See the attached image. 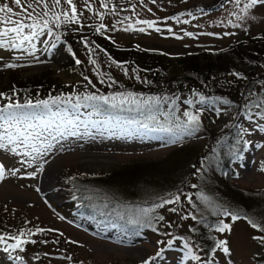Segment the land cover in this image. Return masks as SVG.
<instances>
[{"label":"rangeland","instance_id":"rangeland-1","mask_svg":"<svg viewBox=\"0 0 264 264\" xmlns=\"http://www.w3.org/2000/svg\"><path fill=\"white\" fill-rule=\"evenodd\" d=\"M5 2L8 0H0V4ZM74 3L78 10L84 9L83 0H74ZM113 3L118 9H125V11H119L118 15L106 14L102 21L85 12L82 17L83 23H103L112 29L116 21L125 16L130 17L125 24L134 23L137 19L155 21V27L152 29H148L147 25H135L136 28L144 27L146 29L144 33L124 31V25L116 24V29L119 30L113 29L103 32L102 35L107 40L110 36L109 41L114 44H133L139 49H151L164 54L172 64L170 65L172 75L179 70L176 64L188 55L199 52H220L228 44L264 32V4L254 6L245 19L237 20L233 13L241 16L243 13L228 0H156V3L143 0V5L141 0H113ZM94 9L104 11L99 8L98 0L94 4ZM189 12L193 15L189 16ZM174 17H178L180 22L177 23ZM184 21L188 22L184 23ZM157 27L162 30L171 28L172 32L169 33L166 30L157 32L155 30ZM186 33L192 35L189 36ZM44 39L45 37L40 38V40ZM35 43L37 48L35 55L39 61L27 52L0 49V86L6 84V78L11 73L25 79L49 72L53 79L63 84L72 83L77 79L74 74L59 67L60 45L52 48L50 44H42L39 40ZM8 63L23 66L14 69L2 67ZM113 74L122 83L131 82L136 85L130 72L125 75L115 69ZM259 75V86L245 103L244 112L237 116L227 107L220 106L212 109L206 104L195 103L199 97L192 96L194 107H191V111L200 117V129L195 136L185 137L180 143H170V137L164 133L145 134L143 132L132 136H114L107 132H97L86 135L82 139L69 138L56 143L48 156L37 161L43 164V169L36 172L34 178L29 175L34 172V168L22 166L19 163L24 159L22 155H12L0 150V163L9 169H20L16 176L7 175L0 182V234L16 235L20 230H24L25 239L29 241L22 245L23 252L5 251L0 245V264H59L65 260L75 264L76 259L82 260L83 264H142L153 250L164 245L163 243L158 245V241L170 239L174 228L172 226L178 219V212L183 215L178 219V230L184 235L196 236L201 227H194V219L191 217L195 215L198 219L207 215L206 204L208 203L198 197L201 195L214 197V184L204 181L200 174L194 178L191 177L192 182L198 184L202 191L199 196L195 193L190 195L195 205L193 207L182 196L183 187L180 185L181 180L191 171L189 165L185 164L181 167L173 181L165 186L160 182L156 184L157 181L151 177L166 171L160 163L170 154L187 149L192 152L198 151L200 154L204 145L208 143L209 132L225 134V131L229 130L231 133L233 127H236L239 133L235 147L241 149L239 157L233 160L234 167L231 172L230 170L223 172V180L227 184L235 183L239 191L250 192L257 201L254 202L253 199L248 202L246 213L264 221V131L258 130L264 127V120L255 117L258 109L253 107L255 101L264 99V64L258 69L257 76ZM134 94L137 97L150 96ZM186 98L181 96V99L177 101V114L188 110L189 106L183 103ZM201 107L203 111L197 112V109ZM249 109L254 115L252 122L247 118ZM164 110H168L167 105L164 106ZM120 111L124 113L123 110ZM114 117L120 120L133 119L126 115L124 117L114 115ZM242 130L245 133L243 137L240 135ZM244 141L249 142L246 148ZM231 154L232 152L228 149L217 151L220 161H225ZM97 161L108 162V165L96 167L86 165V163L96 164ZM118 173L124 178L119 185L112 178L113 174L117 176ZM75 176L103 178L93 190L96 194L92 195V200L96 205L102 195L117 199L122 205L150 208L154 206L152 204L159 203L160 197L168 198L166 193L175 190L179 185V190L174 193L181 195V201L178 204H168L157 208L150 213L153 218L160 215L164 217L163 221L153 219L157 227L143 229L138 232V235L134 234L133 230L125 233L121 227L102 226L94 217H84L64 204H56L60 196L65 198L70 196L67 192L66 180H71ZM171 208H176L177 211L172 212ZM224 222L231 225L230 232L219 233L214 230L215 227H209L211 235H204L203 238L205 247L212 246L210 252L216 241H228L227 246L230 248L231 255L226 256L217 249L215 264H256V258L264 264V245L252 239L258 233L247 221L232 222L229 219ZM37 227L58 229L64 235L60 236L55 232L30 235L29 230L34 231ZM45 240L49 242L43 243ZM53 240H58L59 243L54 244L51 242ZM67 240L78 243L69 244L66 243ZM164 248L160 255L161 262L156 258L152 264H194L185 258L186 250L178 240H173L172 247ZM15 256H20L22 260L14 261Z\"/></svg>","mask_w":264,"mask_h":264},{"label":"snow or ice","instance_id":"snow-or-ice-1","mask_svg":"<svg viewBox=\"0 0 264 264\" xmlns=\"http://www.w3.org/2000/svg\"><path fill=\"white\" fill-rule=\"evenodd\" d=\"M84 9L78 10L74 0H8L3 4H0V49L6 50H20L27 52L35 60L39 61L35 53L37 51L35 41H40L42 44L49 45L52 48L56 47V43L60 41V35L56 33V30L63 27H67L75 24L77 27L74 31H80L85 25L83 24L82 17L84 13H90L93 16L98 17L101 21L106 14L118 15L119 11H125V9H118L113 3V0H98L99 8L104 11L94 9L96 0H83ZM151 3H156V0H149ZM234 7L238 8L243 16L236 15L237 20L245 19L250 10L258 5L264 4V0H228ZM143 5V0H141ZM241 5H243L241 7ZM66 6V7H65ZM134 11V8L132 9ZM151 11V9H149ZM189 16L193 14L188 13ZM179 23V18L174 17ZM130 17L125 16L116 21V24L124 25V31H139L144 33L146 29L144 27L136 28L135 25H147L148 29L155 27L156 22L150 20L137 19L134 23H127ZM188 21H184L187 23ZM231 23V21H229ZM116 24L109 29L103 23L95 26V32L101 34L103 32L116 29ZM91 27V25H87ZM239 26V25H234ZM119 30V29H116ZM157 32L167 31L172 32L171 28L162 30L161 28H155ZM228 35L232 33H226ZM191 36V33H186ZM48 37L50 39L40 40L41 37ZM111 40V37H107ZM181 38V37H174ZM81 43L86 49L89 50V63L96 65L97 76L100 82L105 83L104 76L99 71L97 61L91 58L92 49L90 43L86 37L81 38ZM101 51H104L101 49ZM146 51H154L148 49ZM21 59V57H16ZM111 60V57H109ZM77 64L81 61L76 60ZM119 66H122V62L112 61ZM23 65L8 63L2 65L7 69H14ZM125 75L129 70L123 68ZM133 73L137 69H132ZM239 76L238 73L234 74ZM136 79H140L137 75ZM84 79L88 81L89 85L92 81L89 77L85 76ZM108 86L111 87L115 81L108 77ZM147 82V81H145ZM94 87V85H93ZM19 93L15 90L12 91V95L8 96L4 93H0V99L7 101V103L0 105V150L10 153L12 155H22L24 159L19 163L22 166L33 167L34 172L29 174L34 178L35 173L43 169V164L37 163V161L50 154L56 143L62 140L73 138L82 139L86 135H92L97 132H107L111 135L132 136L141 132L147 133H164L170 137V143L176 144L183 141L185 137L195 136L200 129V117L194 114L193 111L184 110L177 114V104L179 97L169 96H148L137 97L132 92L118 93L112 96L101 95L96 93L84 94V95H68V96H50L48 99L43 100H26L23 104L18 102L16 97ZM193 95H198L193 92ZM183 103L189 108L194 107V101L192 99H185ZM195 103L205 105L211 103L203 95H199V100ZM225 105L230 104L229 101H223ZM125 105L129 106V110H135L137 113H143L146 116V120L126 119L120 120L109 112V109L116 110L122 109ZM168 106V110H164V106ZM253 107L258 109L255 113V117L259 120H264V99H258L253 103ZM25 109H32L34 111H26ZM82 109L84 111H82ZM203 111V108H198L197 112ZM219 111V110H217ZM247 118L250 122L254 120V115L251 109L248 110ZM258 130L264 131V127ZM244 131L242 130L240 135L243 137ZM244 147L248 146L247 141H244ZM47 161L45 160V163ZM20 172L19 168H7L3 163H0V182H2L7 175L16 176ZM192 187H196L193 185ZM39 191V189H37ZM86 199H92V196H86ZM201 200L206 201L209 206L214 210V214L223 216L230 219L232 222H236L239 219H244L255 230L258 235L252 237L264 245V221H261L255 217L248 215L246 212L241 214L239 210L231 209L221 205L215 204L210 198L206 196H199ZM185 199L189 204H193L192 197L186 195ZM181 195L176 194L168 199H162L160 203L155 204L153 207H132L129 205L112 204L111 200H105L102 207L107 209L110 206L118 220L125 221L122 225V229L125 233L128 231L129 226L141 228L144 226H152L153 219L163 221L162 215L153 218L150 213L157 208H162L168 204L180 203ZM170 211L176 212V208H171ZM103 214V213H102ZM197 219L195 215L191 217ZM64 219V217H61ZM28 223V222H26ZM115 227V224H113ZM155 230V229H154ZM219 233L225 231H231V225L225 223L224 220H219L218 224L214 228ZM43 232H55L60 236L64 234L59 232L58 229H42L37 227L34 231L29 230L30 235H36ZM138 235L139 233H134ZM164 235H169L164 233ZM176 240H182L181 237H176ZM9 241H12L11 243ZM25 239V231L20 230L18 234H0V245L4 247L5 251H24L22 245L28 243ZM35 243V241H31ZM45 240L43 243H48ZM54 244H58V240L51 241ZM118 243L120 241H117ZM66 243L77 244V241L67 240ZM165 244L167 247H172L173 240L158 241L157 244ZM227 240H219L215 242L212 252L207 257H202L198 254V249L195 245L188 241L183 242V247L186 250L185 258L194 262V264H215L216 250H221L226 256H230V248L227 246ZM163 252L162 248H158L157 257H150L148 260L142 262V264H152L153 260L158 258ZM67 259H72L67 257ZM14 261H21L20 256L13 257Z\"/></svg>","mask_w":264,"mask_h":264},{"label":"trees","instance_id":"trees-1","mask_svg":"<svg viewBox=\"0 0 264 264\" xmlns=\"http://www.w3.org/2000/svg\"><path fill=\"white\" fill-rule=\"evenodd\" d=\"M83 24L85 27L80 31H74L77 27L75 24L56 30V33L60 35V41L56 43V46H61L58 65L64 71L74 74L77 77L75 82L68 84L59 83L51 77L49 72L25 79H21L15 73H11L6 78V84L0 86V93L11 96L15 88L19 93L16 99L23 104L26 100L37 101L48 99L50 96H75L91 93L112 96L118 93L132 92L140 95L179 97V99L184 96L187 97L186 99H191L194 96L193 92H195L198 94L195 96L203 95L211 101V103L206 104L209 108L227 107L237 116L239 113L244 112L245 103L253 96L259 86L260 75L257 76V74L260 65L264 64V32L228 44L220 52H199L188 55L176 64L179 70H176L175 74L172 75L170 74V65L172 64L165 56L143 51L133 44H114L105 39L102 33L98 34L95 32V26L98 23L84 22ZM87 25H91V27ZM82 37L88 39L92 49L91 58L97 61L100 73L107 74L104 76L105 83L103 84L97 76V66L89 63V50L81 43ZM45 39L53 40L54 37L48 38L45 36ZM101 49L104 51H101ZM109 57H111V60ZM77 59L81 61L80 64L76 63ZM112 61L122 62V66L112 63ZM123 68L129 70L136 81V85L131 82L122 83L113 74L115 69L125 73ZM132 69H137V71L133 73ZM236 73L239 76L234 75ZM137 75L140 77L139 80L135 78ZM85 76L92 81L91 85L84 79ZM108 77L115 81L111 87L108 86ZM140 80L142 82H139ZM225 100L229 101L230 104L225 105L223 103ZM5 103L7 101L0 99V105ZM25 110L34 111L32 109ZM120 110H123L122 112L124 113H120ZM188 110L191 111L192 108L188 107ZM82 111L84 110L82 109ZM109 112L112 116L126 115L135 120H146V116L143 113L129 110V106L126 105L123 109H109ZM238 136L239 133L236 127L232 128L231 133L229 130L225 131V134L209 132L208 143L204 145L200 154H198V151L192 152L190 149L183 152L182 150L174 152L160 163L166 168V171L162 174H155L151 178L157 181L155 182L156 184L160 182L165 186L173 181L177 171L187 164L191 167V171L181 180L180 185L183 187L182 196L185 197L194 193L199 196L201 194L202 191L199 185L192 182V178L200 174L203 176L204 181L214 184V197L208 195V198L217 205L239 210L243 214L248 210V202L253 199L256 202L257 199L250 192L239 191L235 183L227 184L223 180V172H229V170L231 172L232 167H234V158L239 157L241 148L235 147ZM224 149L230 150L232 154L225 161H220L217 151ZM219 170L221 171L218 172ZM112 178L118 185L124 179L119 173L117 176L113 174ZM102 180L103 178L96 176H75L71 180H66L67 192L70 195L66 198V204L73 211L84 217L96 218L102 226H113L115 224V226L122 228L125 221L117 219L112 207L110 206L107 209L102 207L106 199L111 200L112 204H121L120 201L101 195L99 203L96 205L92 199L85 198L96 194L93 190L96 189V184ZM180 185L175 190L166 193L168 198L175 195L174 191L179 190ZM193 185L196 187H192ZM162 199L164 198H159V203ZM155 204L157 203L152 205ZM206 207L208 209L207 215L193 221L194 227H201L196 236L184 235L178 230V219L183 216L178 212V219L172 226L174 228L170 237L171 240L181 237L182 240L178 241L182 245L184 241L195 245L198 249V254L202 257H207L212 249V246L205 247L203 245L205 244L204 235H211L209 227L214 228L219 220H229L222 215L219 217L215 215L213 208L209 204H206ZM156 225V222L152 221L151 227L136 228L129 226L128 230H133L136 233L143 229L149 230L157 227ZM165 246L164 244L161 247L158 246V248L164 250ZM158 248L146 257L147 260L150 257H157ZM157 259L161 262L160 256ZM76 262L75 264H83L82 260L76 259ZM255 262L256 264H262V262H259V258H256ZM72 263L69 260H65L59 264Z\"/></svg>","mask_w":264,"mask_h":264},{"label":"bare ground","instance_id":"bare-ground-1","mask_svg":"<svg viewBox=\"0 0 264 264\" xmlns=\"http://www.w3.org/2000/svg\"><path fill=\"white\" fill-rule=\"evenodd\" d=\"M104 159V158H103ZM91 160V159H90ZM96 160V159H95ZM98 160V159H97ZM87 166H90V167H96V166H105V165H108V162H96V164H93V163H86Z\"/></svg>","mask_w":264,"mask_h":264}]
</instances>
